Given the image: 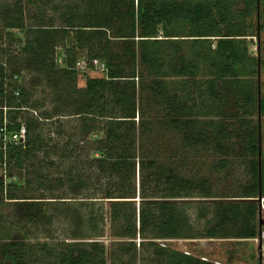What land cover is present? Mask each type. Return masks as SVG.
<instances>
[{"label":"trees","instance_id":"trees-1","mask_svg":"<svg viewBox=\"0 0 264 264\" xmlns=\"http://www.w3.org/2000/svg\"><path fill=\"white\" fill-rule=\"evenodd\" d=\"M13 6L14 9L9 5L0 7V24L23 36L22 47L18 53H12L13 59H20L28 69L42 73L57 94L54 97L57 106L61 98V106L41 115L34 114L35 110L27 104L23 84L20 85V71L7 69L5 59H0V127L4 125L8 132L18 130L21 125L25 128L24 142L9 145L5 154L8 171L6 183L0 179V191H6L8 199H15L8 189L22 183L11 168L22 169L32 154L50 155L44 150L48 140L38 133L43 122H52L54 118L56 123L63 114L74 115L82 124V134H92L97 132L96 122L100 120L102 137L97 139L98 155L93 161L106 174L105 179L115 180L113 185L108 181L101 198L114 199L109 204L113 236L121 240L119 252L128 255L121 264H133V239L136 235L145 238L149 229L159 238H190L186 233L188 218L180 217L176 203L171 199L192 197L198 192L203 197H210L211 191L203 186L204 181L201 185L196 179L180 177L173 169L158 167L151 160L138 162V170L141 172L154 166L151 169L155 172L153 195H145L140 178L138 190L134 183V151L139 126L135 117L138 121L142 117L136 84L140 76L134 65L138 60L152 76L150 88L171 111L168 122L174 130L181 132L187 143L214 150L220 156L216 163L220 169L233 154L239 156L246 152L253 156L249 187L242 195L217 200L212 213L213 225L205 237L246 239L256 236L254 218L259 208L257 200L251 198L260 194L264 207V151L260 148L259 133L260 126L264 129V120L253 123L249 113L254 108L258 117L264 116V83L259 84L253 77L256 68L261 67L264 71V54L252 57L245 39L256 37L264 30V0H88L81 15L74 10L63 12L59 27L51 24L25 26L22 0H16ZM182 43L192 49L191 57L204 64L205 80L192 81L188 91L184 84L190 81L176 83L174 88L171 86V91L166 90L167 82L163 81L166 75L158 71L163 67V60H169V69L175 78H198L193 72L195 66L191 65L190 72L185 71L195 60L191 59L187 64L186 57L178 54L177 47ZM171 44L174 51L163 54L164 46ZM57 46L63 50L60 58L56 57ZM2 49L0 47V53L4 51ZM2 57L4 55L0 54ZM81 57H89L88 61L97 58L103 63L105 77L88 78L84 87H77L75 64ZM196 83V90L190 92ZM68 85L74 93L72 102L65 97ZM62 107L68 111H61ZM239 108L243 110L239 111ZM201 116L210 117V121H201ZM66 156L64 152L63 157ZM3 157L0 150V161ZM47 177L38 176L41 182H46ZM57 181L60 185L67 184L73 193H79L83 188L80 180L70 175L68 178L57 177ZM136 195L144 203L123 215L124 221H121V209L126 212ZM23 198L15 201L17 215L29 220L42 216L41 201ZM146 198L151 199L146 202ZM229 224L236 227L233 233L227 229ZM87 245L68 243L54 258L55 264H105L103 246L97 241ZM0 253L9 264L31 263L30 253L25 251L22 243L7 241L1 245ZM171 263L214 264L200 260L198 255L184 253L170 256Z\"/></svg>","mask_w":264,"mask_h":264},{"label":"rangeland","instance_id":"rangeland-1","mask_svg":"<svg viewBox=\"0 0 264 264\" xmlns=\"http://www.w3.org/2000/svg\"><path fill=\"white\" fill-rule=\"evenodd\" d=\"M15 1L0 0V7L9 5L10 9H14ZM22 5L23 25L51 24L59 27L62 25L60 17L63 12H73L74 10L79 11L78 13L81 15L80 12L88 6V0H22ZM14 35L17 38L20 37L22 41L17 40ZM246 38L252 57L264 54V30H260L256 37L248 36ZM58 41L57 38V43ZM21 42H23L21 33L12 28H4L3 24H0V47L4 49L0 53L4 57L0 59L1 61L5 59L6 64L4 63V65L7 69L15 68L20 71L18 78L20 85L23 84L22 89L27 94L28 106L35 110L34 114L36 115L60 107L61 98H59L60 103L57 106V100L54 99L57 94L54 92L53 86L48 84L49 81L45 76L40 72L28 69L20 59H13L12 53L19 52L22 47ZM182 44L181 47H177L180 51L178 54L186 57L187 64H190L191 59L195 60L191 62L190 67L185 68V71L190 72L191 65L195 66L193 72H196L195 77L198 78L188 77L186 80L175 78L171 75L169 60H163L161 62L163 67H160L158 71L161 75H166L163 78V81L167 82L166 90L171 91V86L174 88L176 83L190 81L188 84H184L188 91L192 81L202 82L205 80L203 78L206 77L204 64L190 56L192 49L188 44ZM168 51L169 53L174 51L172 44L164 46L163 54ZM62 55V48L57 46L56 57L60 58L59 56L62 57ZM88 58L77 59L88 61ZM57 62L59 63V60ZM134 65L140 76L136 80V84L138 85V96L141 98L140 113H142L139 121L135 117L137 124L139 122L137 127L138 142L134 151L136 189L138 190L140 178V181L144 183L145 195L148 197L153 195L155 191L153 173L155 172L151 169L154 166L141 172L138 170V162L147 163L152 160L157 163L158 167L165 166L173 169L180 177L196 179L201 185L204 181L203 186L210 189L211 196L203 197L198 192L192 197L172 198L171 200L176 203L180 217L183 218L182 215H185L188 218L189 229L186 233H189L190 238H159L151 234L149 232L151 229H149L144 234L145 238L136 235L133 239L135 244V250L132 251L133 264H170V256L175 253H184L183 251H188L190 255L205 257L206 261L213 263L217 261L221 264H264V241L255 239L259 237L264 226L260 223V220L264 222L263 204L260 210H257L254 218L255 237L246 239L205 237L206 231L213 225L212 213L217 200L242 195L249 187L251 182L250 159L253 156L246 152L239 156L233 154L228 157L224 168H218L216 163L220 156L214 150L205 145L193 146L187 143L181 132L173 129L168 122L171 115L170 109L166 107L165 101L155 95L150 88L151 74L138 60ZM249 70L253 71V68L249 66ZM253 74L254 81L259 84L264 83V71L261 67L256 68V72ZM104 77L105 71L97 67L77 69L76 84L77 87L82 88L88 78ZM197 86V83L195 89L192 86L190 92L196 90ZM56 89L59 90L60 87L56 86ZM65 92L67 101L72 102L71 96H74V93L69 85ZM190 96L192 97V95ZM65 107H62L61 111H68V108ZM242 110L243 108H239V111ZM76 117L63 114L56 123L54 121L57 120L54 118H52V122H43L38 128V133L48 140V142L44 140L47 142V147L44 150H48L50 155L45 157L43 153H35L27 158L22 169L11 168V171L16 173L22 182L19 187H11L8 189L9 191L7 190L15 199H8L6 191H0V247L7 241L22 243L25 251L30 253V264H55L54 258L66 248L68 243L80 242L88 247L87 244L90 241H97L100 246H103L105 264H121V261H126L128 258V255L119 252V241L121 240L114 237L112 232L113 224L111 223L109 204L114 199L110 201V199L101 198L102 191L109 183L108 181L113 185L115 180L105 179L106 174L101 172L93 161V158L98 155L97 139L102 137L100 129L102 123L97 120L96 133L82 134V124ZM249 117L253 123L258 121L261 123L264 120V116L258 117L254 108L249 113ZM200 119H202L201 121H210V117L201 116ZM259 133L260 148L261 151H264V140L262 139L264 129L261 126ZM63 150L68 155L66 158L63 157ZM5 169L7 172V164ZM6 172L2 169L0 176ZM37 175L48 176L45 178L46 182H41ZM68 175L80 180L83 188L79 193H73L67 184L60 185L57 181V177L68 178ZM23 197L41 201L42 216L29 220L17 215L15 201L24 199ZM134 199L130 202L126 212L121 209V221H124L123 215L131 213L132 208L137 210L139 204L144 203L137 195ZM150 199L144 200L147 202ZM251 199L256 200L257 198ZM114 226L118 227V225ZM227 229L233 233L236 227L229 224ZM111 253H114L112 258H110ZM0 264H9L1 253Z\"/></svg>","mask_w":264,"mask_h":264},{"label":"built area","instance_id":"built-area-1","mask_svg":"<svg viewBox=\"0 0 264 264\" xmlns=\"http://www.w3.org/2000/svg\"><path fill=\"white\" fill-rule=\"evenodd\" d=\"M76 69H86L89 67H97L102 71H106L105 66L103 65V63H101L97 58H93L89 61L86 60H79L76 62L75 64ZM15 95H18V91L14 92ZM25 139V128L23 125H21L19 127L18 130L14 131V132H8L6 130V127L3 125L2 127H0V150L2 151L4 157L3 159L0 161V171L3 169L4 172H6V160H5V154H6V150L8 148L9 145L11 146H15L18 144H21L24 142ZM6 174V173H5ZM1 175L0 178L5 180L6 176ZM256 240L261 239L264 241V226L263 229L260 232L259 237L255 238ZM184 254L190 255V253L188 251H183ZM199 258L201 260L206 261L207 258L205 257H201L199 256ZM214 264H221L220 262L215 261Z\"/></svg>","mask_w":264,"mask_h":264},{"label":"water","instance_id":"water-1","mask_svg":"<svg viewBox=\"0 0 264 264\" xmlns=\"http://www.w3.org/2000/svg\"><path fill=\"white\" fill-rule=\"evenodd\" d=\"M259 155H260V149H259ZM256 200H258V202H259V210H260V208L262 207V202H261L262 198H261L260 194H259V196L257 197ZM134 201H135V199H134ZM260 223H262L264 225V222H262V220H260Z\"/></svg>","mask_w":264,"mask_h":264}]
</instances>
